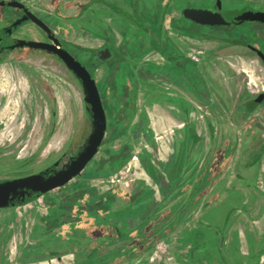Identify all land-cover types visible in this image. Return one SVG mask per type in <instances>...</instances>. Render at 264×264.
Listing matches in <instances>:
<instances>
[{
  "label": "flooded vegetation",
  "instance_id": "obj_1",
  "mask_svg": "<svg viewBox=\"0 0 264 264\" xmlns=\"http://www.w3.org/2000/svg\"><path fill=\"white\" fill-rule=\"evenodd\" d=\"M4 1L8 2L11 0ZM16 1L24 5L27 11L41 19L50 29V33L48 34L47 31L34 21L20 20L25 15L22 6L0 4V61L7 57H15L17 60H22L19 64V68L28 72H33V70L28 64H25L27 57H42L45 60L57 62L58 66L63 69L60 79L65 84H67V82L71 83L67 78L68 74L80 90L83 116L85 119L89 118V112L84 102L83 87L78 78L75 77L62 60L46 50L30 47L29 45L11 48L21 40L53 44V39L49 37V35H52L58 39V47L62 46L84 64L89 70L91 77L95 79L103 107L107 113V118L108 112L105 107L104 91H106L108 86H112V94L115 95L117 93V85L114 77L122 66H115V62L118 57L117 53L122 51L123 56L126 55L128 59L132 61V64L129 63L124 66V70L129 73L126 76L128 82L127 94L130 97V109L133 108L134 110H138L136 107L138 101V91L136 88H140L141 85L138 84V87H136V83L133 81L135 78H138L137 74H141L139 77L141 80H143V78L145 79L146 76L151 78L150 84L145 83L142 85L144 106H148L150 111L155 104H158L160 108L164 107L167 110L164 111L161 109V114L152 115L148 110H145V108H140L139 112L137 111L134 115L136 121H131L132 126L129 132L127 133L126 130L120 126L116 134H128L129 136L138 135L150 139L151 137L149 136L152 135L153 130L151 119L156 117L155 120H157V117L160 116L158 117L160 120L173 126L170 135L171 139H167L168 151H171L170 147L172 139L175 137V130H180L186 123H192L190 129L195 128L197 131L194 138L200 140L203 144V147L197 151V153L200 152V154L204 156L202 162L200 160L198 162V164L203 166L204 163L209 162L213 153L216 151L215 147L218 146L219 140L215 139L217 135L214 122L224 121L234 128L236 142H232V145H234L233 151H231L232 155L226 160L224 169L218 172V176H221L220 179H222V181H220L221 184H226L227 190L229 188L228 193H230L231 190L235 193V198L239 201L238 203L244 198L243 196L246 190L248 192L251 191L264 195L263 190H261L258 185L259 182L264 185V170H261L263 164L261 160L264 152V125L257 124L256 121L264 118V98L260 101H256L258 95L264 92V81L261 82V85H259L257 89H251V85L248 86V81L250 80V78H248L250 77L248 72H252L250 68H240L237 70L230 65L229 68L224 71L219 67V71L228 78V82H222L218 76L220 73L219 71L211 68L210 65L206 67L199 66L198 60L192 58L194 54H199L200 52H203V54L208 57L223 56L248 58L251 61L257 62L264 76V21L238 18L247 10L264 12L263 1L66 0L67 34H76L75 29L77 28L84 32V27L89 28L88 25L93 26L89 29L91 30V35H95L102 40L96 47L82 45L73 46L68 44L66 40L63 39L66 38L63 36L64 33H57L56 25L51 21L52 17H47L48 13L40 7L38 2L33 0ZM189 7L219 12L228 23L224 25L202 24L185 16L184 9ZM53 9L55 10L56 7L54 6ZM63 31L60 30L59 32ZM86 32L90 31L87 30ZM117 39L118 41H123L121 45V42H118ZM143 41H145V47H142ZM201 43H213L214 45L201 48ZM157 56L160 61L156 60ZM97 70L101 71L99 78L95 74ZM256 73L258 72L256 71ZM111 75H113V80L110 78ZM237 82L239 85L235 90L233 87H236ZM38 92V90L32 88V90L25 93L22 92L21 98L25 99V97H30L32 100H36ZM46 93L47 91H42L41 97ZM52 99L53 98H50L48 101L50 102ZM1 100L2 98H0V102ZM200 100L203 103H201ZM49 114L52 127L49 132H55V129L59 130L58 128H60V125H57L59 118L61 119L60 112L56 108H51ZM107 127L108 119L105 134L107 132ZM205 131H207L210 136L209 147L206 146L208 133L206 134ZM63 133L66 141L67 131L65 130ZM178 134L179 138H181V133ZM223 138L226 139L225 136ZM83 141L84 137L79 140V143L71 152H67V142H64V149L61 150L52 161L41 165V167L38 165L35 170L28 172L17 171L18 168H21L20 163H23L24 154H19L16 157L12 155L2 157V155H0V162L6 160L4 163L10 170L6 171L5 174H0V181L11 180L30 174H49L59 169L67 162V160L78 151ZM232 145L231 142L227 144L224 142L222 148L231 150ZM9 147L12 148L11 146ZM15 147L17 146L14 145L13 148ZM59 149L61 148L59 147ZM126 153L127 150L123 149L119 152L117 157L112 158L113 160H111L109 165H105V162H102L103 164L99 169L101 171L103 169L109 172L115 171L116 166L124 165L123 158ZM167 153L158 156L164 157ZM139 156L142 157L143 155L139 154ZM131 158L132 160L138 159L135 154L132 155ZM30 159L33 161V157ZM141 159L143 162L144 176L142 180L133 182L134 185L131 184L129 190H132L133 187H136L137 190L153 187L152 198L151 200L149 199L151 202L146 211V213H148L150 210H153L151 213V215H153L158 212L164 203L168 202L171 204L173 200V190L169 187H165L164 192H160V189L157 188L155 183L160 182V179L156 176L155 171L150 169L153 165L152 160L150 163H147V161H144V157ZM219 163L222 165L224 163L223 159L219 160ZM14 165L17 167V172L13 171ZM82 171L73 179L80 176ZM197 172L198 170L193 172L192 175ZM209 175V173L204 174L197 185H205L206 182H204V180L208 179ZM109 177L110 176L106 175L97 177V179L100 178L102 181H109ZM197 178H199V175H197ZM178 182L179 181H177L176 184H178ZM248 184L251 186L250 189L247 188ZM239 187H241V195L238 196V191L236 189ZM244 187L245 189L243 190ZM58 188L59 187L50 191ZM255 188H257V190ZM78 191L80 192H75L74 201L70 204L73 206V210L75 209V212H97L96 210L102 207V199H97L99 194L97 188H94L92 192L87 194H82L81 190ZM142 191L143 189L138 192L136 196ZM46 193L38 197H26V202L23 204L16 203L15 205H9L3 208L24 206L30 202L38 201L39 198ZM57 197L58 199L51 202L49 207L53 206L59 211L63 210L67 213V195L63 196L61 194L57 195ZM15 201L17 202L18 200L15 199ZM214 203L216 202L214 201ZM225 203L229 204V201H225ZM232 204L233 206L231 205V207L236 208V210L240 208L238 204ZM234 208L229 210L232 211ZM174 211L175 209L171 208L168 214L153 223L150 228H145L142 225L141 229L133 234L123 233L115 224H111V228L118 236V239L112 243V245H115L107 248V250L114 248L116 250L114 253L118 254L117 256H111L114 253L102 255L103 252L100 251L99 255L95 257L94 250L91 249L81 252L80 258L78 259H75L72 254L67 256V258L56 255L54 257H42L41 259V254L39 253L41 246L38 245L36 247L38 251L37 256L34 258L32 257L33 259L31 261L33 264L36 262L52 264L55 258L57 264H146L149 251L152 250V252H157L155 248L157 240L160 241L164 238L167 240V237H169L168 235L173 233L174 229L177 228L178 225L173 224L174 220L178 219L173 218ZM261 215L262 214L257 216ZM68 216L71 215L68 214ZM257 216H253L252 218H256ZM37 217L38 221L36 226L38 229H41L43 220L40 219V216ZM74 221L75 219L66 217L62 220V224L67 225V222ZM185 232L190 235H186L188 237L185 241L182 234L176 236L174 249L176 251L186 246L188 252H185V256L182 260L179 257V252L176 253L174 255L175 264H206L200 259L193 260V256L190 257L187 255L192 248L194 249L196 247L193 244L201 239L203 234L199 232L196 227L186 230ZM231 237L232 236L228 239L227 237L224 238L225 243H228ZM224 239L218 244L222 245ZM37 240H39V238H37ZM218 252L222 255L220 249ZM137 255L140 256V258H135V262H133L134 256ZM166 264L168 263L166 262Z\"/></svg>",
  "mask_w": 264,
  "mask_h": 264
},
{
  "label": "rangeland",
  "instance_id": "obj_2",
  "mask_svg": "<svg viewBox=\"0 0 264 264\" xmlns=\"http://www.w3.org/2000/svg\"><path fill=\"white\" fill-rule=\"evenodd\" d=\"M33 1L38 2L40 7L48 13L47 17H52L51 21L56 25L57 33H64L63 36L70 38L66 39L62 36L68 44L96 47L102 42L101 38L91 35L89 29L93 26L90 25H88L89 28L84 27V32L77 28L75 29L76 34H67L66 0ZM259 1L264 2V0ZM54 6L56 7L55 10L53 9ZM60 30L64 31L59 32ZM87 30L90 32H86ZM118 42H121V45L123 41ZM144 43L145 41L142 42V47H145ZM213 45V43H201V48ZM117 54L115 66L121 65L122 67L114 77L117 93L112 94V86H108L104 91L108 127L99 151L88 162L80 176L56 190L49 191L38 201L30 202L21 207L0 208V264H33L31 260L37 256L36 247L38 245L41 246L39 250L41 259L56 255L67 258L71 254L75 259H78L81 252L91 249L94 250L95 257L99 255L100 251L103 252L102 255H109L116 250L114 248L107 250V248L115 245L112 243L118 239L111 228V224H115L123 233H137L142 225L145 228H150L153 223L168 214L171 208L175 209L173 218H178L174 220L173 224L178 226L173 233L168 235L167 240H165L166 238L160 240L161 242L157 240L155 246L157 252L149 251L146 264H166V262L175 264L174 255L178 252L182 260L185 252H188V248L184 246L175 251V238L182 234L185 241L188 237L186 235H190L185 231L194 227L203 236L193 244L196 247L187 254L190 257L193 256V260L200 259L203 263L213 264L215 258L220 254L219 249L223 256L230 257L227 259L230 264H239L245 260L244 263L252 264L253 250L256 251L259 258L264 260V214L253 218L258 220L257 223L259 224L252 225L249 223L245 227V231L240 233L236 227L241 220L240 213L236 208L231 211L225 206V201H229L232 206V203L236 205L239 204V201L235 198V193L232 190L228 193L229 188L227 190L226 184H221V176H218V172L224 169L226 160L232 155L231 151L234 147L232 142H236L234 128L224 121H215L214 127L217 135L215 139L219 140L218 146L215 147L216 151L209 162L204 163L203 166L198 162L199 160L202 162L204 156L200 152L197 153L203 144L194 138L197 131L195 128L190 129L192 123L185 122L186 125H183L180 130H175V137L172 139L170 147L171 151H168L167 139H171L173 126L160 120L158 118L160 116L157 117V120H155L156 117L151 119L153 130L152 135L149 136L150 139L138 135H117L116 131L120 126L127 133L129 132L132 126L131 121H136L134 115L137 111L139 112L140 108L149 111L148 106H144L142 85L151 80L148 76L141 80L139 79L141 74H137L138 78H135L133 82L136 83V87L138 84L141 85L140 88H136L138 91L136 104L138 110L130 109L126 76L129 73L124 70V66L129 63L132 64V61L126 55L123 56L122 51ZM192 58L198 60L199 66L210 65L216 71H219V67L224 71L230 65L237 70L240 68L255 69V72H248L251 89H257L264 81V76L257 62L248 58L208 57L203 52L194 54ZM156 60L160 61L158 56ZM21 62L22 60H17L15 57H7L0 61V98H2L0 102V155L2 157L8 155L16 157L19 154H24L23 163L18 160L21 168L17 170L14 165L13 171L28 172L35 170L38 165L41 167V165L52 161L64 149V142H67V152H71L79 140L83 138L80 137V134L86 119L83 116L80 90L68 74L67 78L71 83L65 84L60 79L63 69L58 66L57 62L45 60L42 57H27L25 64H28L33 72L23 71L19 68ZM95 74L99 78L101 71L97 70ZM112 76H110L111 80H113ZM218 76L222 82H228V78L221 72ZM32 88L39 91L36 100H32L30 97L21 98L22 92L25 93ZM44 90L47 93L41 97V92ZM50 98L53 99L49 102L48 99ZM51 108L59 110L61 117L57 124L60 125V128H58L59 130L55 129V132H49L52 128L49 114ZM161 109L167 110L155 104L149 113L152 115L161 114ZM65 130L67 131L66 141L65 135H63ZM178 133H181V138H179ZM224 136L226 139L223 138ZM224 142L226 144L231 142L232 149H223ZM14 145L17 147L13 148ZM123 149L127 150L123 158L124 165L116 166L115 171L112 172L99 169L103 164L102 162L109 165L113 160L112 158L117 157ZM163 153L167 154L164 157L158 156ZM134 154L137 155L138 159L132 160L131 156ZM139 154L143 155L142 157L147 163L152 160L153 165L150 169L154 170L160 179V182H155L160 192L163 193L165 187L173 190L171 204L164 203L153 215H151L153 210L146 213L151 202L153 187L141 188L140 190L133 187L132 190H129L131 184L134 185L133 182L142 180L144 176L142 157ZM31 157H33V161L30 159ZM221 159L224 162L222 165L219 163ZM5 161L0 162V174L10 171L4 163ZM197 169H199L198 172L192 175L193 171L195 172ZM206 173L210 174L209 178L204 180L206 184L197 185L200 178ZM106 175L110 176L109 181L97 179V177ZM177 181H179L178 184H176ZM247 186L250 189L251 186L249 184ZM94 188L99 191L97 199H102V207L98 208L97 212H75L73 206L70 205L74 201L75 192L78 193L80 192L78 190H81L82 194H87L92 192ZM142 189L143 191L136 196ZM255 189L257 190V188ZM236 190L238 196L241 195V187ZM61 194L67 195V213L63 210L59 211L56 207H49L51 202L58 199L57 195ZM37 216L43 220L41 229L36 226ZM66 217L75 219V221L63 225L62 220ZM183 230L185 231L182 232ZM230 236L232 237L229 242L225 243L224 238ZM223 239L224 243L219 245L218 243L222 242ZM244 241L250 248L248 257L240 255L237 251L238 244ZM117 255L114 253L111 256ZM135 258L138 259L140 256H134L133 262H135ZM35 264L46 263L36 262ZM52 264H57L55 258Z\"/></svg>",
  "mask_w": 264,
  "mask_h": 264
},
{
  "label": "water",
  "instance_id": "obj_3",
  "mask_svg": "<svg viewBox=\"0 0 264 264\" xmlns=\"http://www.w3.org/2000/svg\"><path fill=\"white\" fill-rule=\"evenodd\" d=\"M0 4L22 6L25 15L20 20L34 21L47 31L48 34L50 33V29L41 19L27 11L26 7L19 4L16 0L8 2L0 0ZM184 14L186 17L202 24L224 25L228 23L219 12H212L203 8L189 7L184 9ZM238 18L264 21V12L247 10ZM49 37L53 39V44L21 40L11 48L29 45L30 47L46 50L62 60L67 68L78 78L83 87L84 102L89 112V118L85 120L80 134V137H84V141L79 146L78 151L67 162L49 174H30L11 180L0 181V208L15 205L16 203L23 204L26 202V197H38L54 188L67 184L75 176L79 175L88 162L96 155L105 135L107 124L106 112L95 79L91 77L89 70L84 64L62 46L58 47L59 41L57 38L52 35H49ZM107 51L109 53L108 49ZM263 98L264 92L258 95L256 101H260ZM15 199L18 201L16 202Z\"/></svg>",
  "mask_w": 264,
  "mask_h": 264
},
{
  "label": "crops",
  "instance_id": "obj_4",
  "mask_svg": "<svg viewBox=\"0 0 264 264\" xmlns=\"http://www.w3.org/2000/svg\"><path fill=\"white\" fill-rule=\"evenodd\" d=\"M246 71V70H245ZM250 71H254L255 69H251ZM250 78V77H248ZM238 82L236 83V87H233L235 90L238 88ZM251 85L250 84V80L248 81V86ZM257 124H261L264 125V118L256 120ZM170 123V121H169ZM215 123V122H214ZM205 133L207 134L208 132L205 131ZM209 142H210V136L208 133V137H207V142H206V146L209 147ZM262 167L261 170H264V152H263V158H262ZM199 170V169H197ZM194 172V171H193ZM259 187L261 188V190H263L264 192V185L259 182L258 183ZM244 198L241 199L240 203L238 204L240 206V208H237V211L240 213V223H238L236 225V227H238L240 233L245 231V227L247 226V224H259L257 223L258 220H254L252 217L253 216H257L260 214H264V195H260L257 193H253V192H248L247 190L245 191V194L243 196ZM226 209H233L234 207H231V204L229 205L228 203H225ZM228 238V237H227ZM238 244V243H237ZM238 253L244 257H248L250 255V248L248 246V244L246 243V241L241 242V244H238V249H237ZM230 253L228 252V255ZM253 254H254V258L252 261V264H263L264 260L263 258H259L256 255V251L253 250ZM227 259H230V257L227 256H223V255H218V257L215 258V262L213 264H230L229 260L227 261ZM245 260V259H244ZM246 262V260L244 261ZM243 261H241V263L239 264H247L244 263Z\"/></svg>",
  "mask_w": 264,
  "mask_h": 264
}]
</instances>
